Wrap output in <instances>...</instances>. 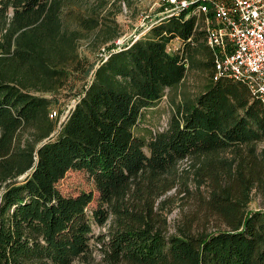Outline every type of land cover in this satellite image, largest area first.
Instances as JSON below:
<instances>
[{"label": "trees", "instance_id": "trees-1", "mask_svg": "<svg viewBox=\"0 0 264 264\" xmlns=\"http://www.w3.org/2000/svg\"><path fill=\"white\" fill-rule=\"evenodd\" d=\"M63 1L0 0V264H86L91 242L104 264H264V106L242 83L215 79L196 18L165 17L88 64L75 54V34L61 31ZM173 40L181 47L169 52ZM198 43L210 72L203 91L176 105L165 130L136 136L144 112L184 80ZM52 56L73 71L49 65ZM37 84L48 96L35 94ZM66 87L76 102L50 137V110ZM184 160L195 190L207 187L196 199L213 232L195 230V218L169 233L154 209ZM69 171L83 172L97 198L62 193ZM253 192L262 208L249 211Z\"/></svg>", "mask_w": 264, "mask_h": 264}, {"label": "rangeland", "instance_id": "rangeland-1", "mask_svg": "<svg viewBox=\"0 0 264 264\" xmlns=\"http://www.w3.org/2000/svg\"><path fill=\"white\" fill-rule=\"evenodd\" d=\"M153 3V0L63 1L59 13L61 31L68 32L70 35L75 34L74 48L77 57L87 60L88 64H96L100 58L106 55L110 44L116 48L119 42L126 44L143 31L144 27L150 22V19H154L157 11L155 7H152ZM144 17L148 18L143 20ZM90 20L96 23H91ZM106 31L108 32L105 33ZM144 35L145 33L140 35L139 38ZM200 44L198 43V47H195L200 51L197 53L193 52L192 54V49L188 52L189 54L191 53L192 58L188 57V68L184 80L177 87L166 90L163 98L144 112L140 123L134 130L136 136L149 140L154 134L165 130L176 105L180 104L184 99H193L203 91L204 85L210 78V72L202 68V64L206 62V56ZM180 47V41L173 40L168 45V51L175 52ZM49 65L57 70L66 69L69 72L73 71L72 61H61L56 56H52V61ZM71 78L76 81V90H80L84 82H81L80 77L77 76H71ZM89 79L90 77L85 81L88 82ZM31 89L34 92L37 91L35 94L38 96H48L49 94L44 92L39 84L34 87L31 86ZM69 92V87L62 89L58 105L50 110L49 119L52 121L55 118L57 119V129L50 137L58 132V126L64 121L67 113L76 102L74 96L76 93L70 94ZM190 166L191 164L187 160L179 162L177 170L180 181L176 184L175 188L159 197L154 205V209L165 220L169 233H174L177 227H181L185 222L195 218H198L193 225L195 230L197 228H205L208 232L216 230L215 220L209 219L206 222L201 219L203 212L200 210L196 197L207 195V187L204 185L200 187V191L195 190L193 181L195 172ZM181 181L187 184L188 191L183 192L184 188ZM57 186L64 194L76 195L80 191H92L95 199L97 198V193L92 183L83 172H67L64 178L58 182ZM177 190L180 193H177ZM164 200H168V202L162 205L161 203ZM96 205V201H94L91 207H95ZM248 208L249 211H256L262 208L261 197L258 194L252 193ZM110 219L101 228L93 226L95 236L107 231L108 225L111 223ZM91 246L93 251L90 258L87 259L86 264H104L102 254L98 251V246L94 242H91ZM74 264L80 263L76 262Z\"/></svg>", "mask_w": 264, "mask_h": 264}, {"label": "built area", "instance_id": "built-area-1", "mask_svg": "<svg viewBox=\"0 0 264 264\" xmlns=\"http://www.w3.org/2000/svg\"><path fill=\"white\" fill-rule=\"evenodd\" d=\"M154 19L140 35L165 17L186 13L196 18V27L212 55L215 79L242 83L264 106V0H153ZM148 17H144L143 20ZM123 42L116 50L123 49ZM104 59L107 55L103 56ZM187 66V65H185ZM55 115V113H54Z\"/></svg>", "mask_w": 264, "mask_h": 264}, {"label": "water", "instance_id": "water-1", "mask_svg": "<svg viewBox=\"0 0 264 264\" xmlns=\"http://www.w3.org/2000/svg\"><path fill=\"white\" fill-rule=\"evenodd\" d=\"M22 179V178H21Z\"/></svg>", "mask_w": 264, "mask_h": 264}]
</instances>
